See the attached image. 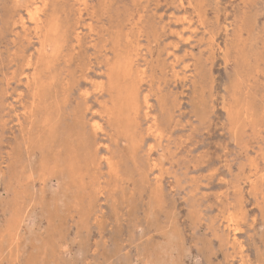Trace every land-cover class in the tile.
Masks as SVG:
<instances>
[{
    "label": "rangeland",
    "instance_id": "1",
    "mask_svg": "<svg viewBox=\"0 0 264 264\" xmlns=\"http://www.w3.org/2000/svg\"><path fill=\"white\" fill-rule=\"evenodd\" d=\"M41 2L0 0V264H264V0Z\"/></svg>",
    "mask_w": 264,
    "mask_h": 264
},
{
    "label": "bare ground",
    "instance_id": "2",
    "mask_svg": "<svg viewBox=\"0 0 264 264\" xmlns=\"http://www.w3.org/2000/svg\"><path fill=\"white\" fill-rule=\"evenodd\" d=\"M42 2H43V0H42ZM42 2H41V3H42ZM76 3H77V2H76ZM82 3H83V2H82ZM84 3H85V2H84ZM44 4H45V3H42V5H44ZM47 4H48V3H47ZM79 4H80V3H79ZM28 5H29V4H28ZM40 5H41V4H40ZM42 5H41V6H42ZM29 6H30V5H29ZM36 6H37V5H36ZM85 6H86V5H85ZM18 7H19V6H18ZM26 7H27V6H26ZM38 7H39V4H38ZM78 7H79V6H78ZM80 7H81V6H80ZM36 8H37V7H36ZM36 8H35V9H36ZM17 9H18V8H17ZM29 9H30V8H29ZM38 9H39V8H38ZM15 10H16V9H15ZM30 10H31V9H30ZM82 10H83V9H82ZM25 11H26V9H25ZM78 11H79V10H78ZM27 12H28V11H27ZM40 12H41V11H40ZM20 13H21V12H20ZM20 13H19V14H20ZM28 13H29V12H28ZM36 13H37V12H36L35 10H34L33 12L30 11V17L33 18V20H35L34 18H35ZM42 13H43V12H42ZM42 13H41V14H42ZM79 13H80V12H79ZM83 13H84V12H83ZM21 15H22V14H21ZM79 15H80V14H79ZM79 15H78V16H79ZM16 16H18V15H16ZM39 16H40V15H39ZM39 16H38V17H39ZM43 16H44V15H43ZM20 17H21V16H20ZM45 18H48V17H44L43 19H45ZM23 19H24V18H23ZM23 19H22V20H23ZM28 19H30V18L28 17ZM19 20H21V18H20ZM22 20H21V21H22ZM47 20H48V22H49V19H46V21H47ZM15 21H16V20H15ZM18 22H19V21H18ZM40 22H41V21H40ZM48 22H47V23H48ZM31 23H32V22H31ZM21 24H22V23H21ZM40 24H41V23H40ZM22 25H23V24H22ZM22 25H20V27H22ZM151 25H152V24H151ZM17 26H18V25H17ZM24 26H25V25H24ZM24 26H23V27H24ZM37 26H38V25H36V27H37ZM36 27H35V29H36ZM37 28H39V27H37ZM21 29H23V28H21ZM38 32H39V31H38ZM34 33H35V32H34ZM78 38H79V37H78ZM177 43H178V42H177ZM213 55H214V54H213ZM27 65H28V63H27ZM30 66H31V65H30ZM142 74H143V73H142ZM25 75H26V74H25ZM25 77H26V76H25ZM26 79H27V78H26ZM31 79H32V78H31ZM20 80H21V79H20ZM27 80H29V79H27ZM18 81H19V80H18ZM24 81H25V80H24ZM141 82H142V81H141ZM139 84H140V83H139ZM211 85H212V84H211ZM97 86H98V85H97ZM137 86H138V85H137ZM138 87H139V86H138ZM97 88H98V87H97ZM96 90H97V89H95L94 91H96ZM217 92H218V91H217ZM98 93H100V92H98ZM179 96H180V95H179ZM18 97H19V96H18ZM105 103H106V102H105ZM105 103H104V104H105ZM107 106H108V105H107ZM107 106H106V107H107ZM104 107H105V106H104ZM106 107H105V108H106ZM134 107H135V106H134ZM146 107H147V106H146ZM149 109H150V108H149ZM100 112H101V111H100ZM102 112H103V111H102ZM95 113H96V112H95ZM145 113H146V112H145ZM101 114H102V113H101ZM101 114H100V116H101ZM145 115H146V114H145ZM102 116H103V115H102ZM148 117H149V116H148ZM154 117H155V116H154ZM154 117H153V118H154ZM154 119H155V118H154ZM148 121H149V120H148ZM152 123H153V121H152ZM16 124H17V123H16ZM154 124H155V123H154ZM154 124H153V125H154ZM154 126H155V125H154ZM158 127H159V126H158ZM101 129H102V128H101ZM150 129H151V128H150ZM153 129H154V128H153ZM157 129H158V128H157ZM158 130H159V129H158ZM157 132H158V131H157ZM158 133H159V132H158ZM155 134H156V133H155ZM212 134H213V133H212ZM98 146H99V145H98ZM251 162H252V161H251ZM249 163H250V162H249ZM252 164H253V163H252ZM155 165H156V164H155ZM255 165H256V164H255ZM253 167H254V166H253ZM255 167H256V166H255ZM260 178H261V177H260ZM252 184H253V183H251V186H252ZM170 188H171V187H170ZM96 204H97V203H96ZM95 207H96V206H95ZM247 212H248V211H247ZM141 221H142V220H141ZM229 222H230V221H229ZM103 225H104V224H103ZM5 235H6V234H5ZM243 264H244V263H243Z\"/></svg>",
    "mask_w": 264,
    "mask_h": 264
}]
</instances>
